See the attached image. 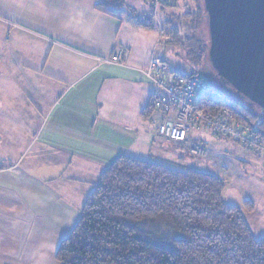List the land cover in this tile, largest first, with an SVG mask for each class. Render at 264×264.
Returning <instances> with one entry per match:
<instances>
[{
    "label": "crops",
    "instance_id": "0c3cea01",
    "mask_svg": "<svg viewBox=\"0 0 264 264\" xmlns=\"http://www.w3.org/2000/svg\"><path fill=\"white\" fill-rule=\"evenodd\" d=\"M118 2L0 0V264H56L83 202L119 157L225 179L161 139L157 116L141 117L156 91L144 75L155 45ZM120 49L127 59L111 63ZM204 135L187 142L205 147ZM235 145V157L264 169Z\"/></svg>",
    "mask_w": 264,
    "mask_h": 264
},
{
    "label": "trees",
    "instance_id": "16d2710c",
    "mask_svg": "<svg viewBox=\"0 0 264 264\" xmlns=\"http://www.w3.org/2000/svg\"><path fill=\"white\" fill-rule=\"evenodd\" d=\"M104 1V5L121 4ZM200 3L202 14L197 7L184 15L191 31L202 21L206 25ZM136 22L139 29L155 28L150 14L142 13ZM171 31L169 43H181L176 28ZM183 38L190 61L206 62L208 44ZM209 86L199 110L210 115L225 111L245 129L258 121L255 135L264 148L260 109L227 96L220 87L219 92L211 81ZM154 112L150 100L141 117ZM98 180L83 202L80 219L57 247L59 264H264V235L255 239L241 208L223 201L225 186L218 176L194 167L177 169L124 156L114 160ZM247 206L254 208L249 201L242 207Z\"/></svg>",
    "mask_w": 264,
    "mask_h": 264
},
{
    "label": "rangeland",
    "instance_id": "374dc122",
    "mask_svg": "<svg viewBox=\"0 0 264 264\" xmlns=\"http://www.w3.org/2000/svg\"><path fill=\"white\" fill-rule=\"evenodd\" d=\"M125 2L132 7V10H134L132 11L127 9V11L130 12V16L128 17L129 23L132 22L133 25H136V19L141 18L142 13L153 15L155 28L152 29V31H145L149 32L152 36L151 43L155 45L153 49L155 58L160 59L168 65L171 73L179 74L184 77H188L190 74L196 73L198 76L208 80L209 83L211 81L218 91L221 92L219 89L220 86L217 85L215 74L211 65L207 61H203V63L199 65L192 63L187 56V43L182 41L184 40L183 37H188V39L193 38L196 41H200L203 45L209 44L207 26L204 25L203 21L196 25V29L194 28L192 29L193 31H191L188 21L184 17L185 13H194L197 10V7L202 14L200 0H176L173 7H166L162 5L154 6L148 3L144 4L143 2H139L137 0H125ZM172 28H176L179 32V36H181V43H169L172 40L170 33L172 32ZM154 115L155 118L157 116V120H155L157 131L161 123L168 120L173 121L175 119L176 112L172 110L166 115L161 111L156 110L153 116ZM198 131H200V133L193 132L191 134H206V136H203L207 137V141H205L206 144H204L205 147L203 148L208 154V156L203 158V160H198L201 162L205 161L210 162V164H215V168L223 172L222 174L225 175V179H223L225 186L222 193L223 201L226 204L228 203L237 208L240 207L243 218L246 219L252 236L255 239L262 238L264 235V169L261 168L260 163L256 162L257 158L255 161L243 163L239 158L235 157L231 146L234 148L237 146L235 145L236 143L234 144L233 140H230V138H218L212 135L211 132L206 130L204 127H201ZM175 145L181 147L180 152L184 155L186 160H190L192 158L189 154H187L186 150L188 148L196 145L202 146L199 143L193 142L190 144L185 142ZM238 146L241 148L243 147L241 145ZM244 150L251 152L256 157H259L253 148L246 149L245 147ZM258 151H260V157L264 160V151L260 150V148H258ZM8 160L12 161V158ZM192 160H196V158ZM208 171L212 173V170ZM245 201L252 203V206L254 207L253 210H251V206H247L246 209L242 207Z\"/></svg>",
    "mask_w": 264,
    "mask_h": 264
},
{
    "label": "water",
    "instance_id": "95a60500",
    "mask_svg": "<svg viewBox=\"0 0 264 264\" xmlns=\"http://www.w3.org/2000/svg\"><path fill=\"white\" fill-rule=\"evenodd\" d=\"M202 7L217 85L264 114V0H202Z\"/></svg>",
    "mask_w": 264,
    "mask_h": 264
},
{
    "label": "built area",
    "instance_id": "2783aa9c",
    "mask_svg": "<svg viewBox=\"0 0 264 264\" xmlns=\"http://www.w3.org/2000/svg\"><path fill=\"white\" fill-rule=\"evenodd\" d=\"M137 1L152 3L154 6L173 5L176 2V0ZM127 57V52L120 49L111 55L110 62L120 65ZM148 66L144 75L156 88L155 93L150 97L153 109L166 115L172 110L176 112L173 121H165L158 127L157 133L161 139L174 144L185 143L192 130L204 127L218 138H230L238 142L244 149L245 147L246 149L253 148L257 154H260L258 148L264 151L260 139L255 135L258 121L253 127L245 129L237 122L234 123L225 111L210 115L199 110L198 103L203 98L202 96L210 90L208 80L197 75L184 77L171 73L168 65L158 58L151 59ZM187 153L200 160L207 156L205 149L200 146L188 148Z\"/></svg>",
    "mask_w": 264,
    "mask_h": 264
}]
</instances>
